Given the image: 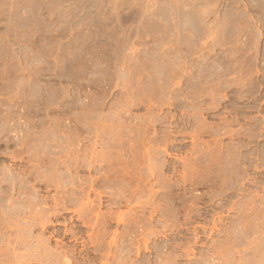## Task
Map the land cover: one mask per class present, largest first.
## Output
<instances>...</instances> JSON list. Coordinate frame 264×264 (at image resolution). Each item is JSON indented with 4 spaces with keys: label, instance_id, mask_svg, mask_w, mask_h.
Segmentation results:
<instances>
[{
    "label": "rangeland",
    "instance_id": "374dc122",
    "mask_svg": "<svg viewBox=\"0 0 264 264\" xmlns=\"http://www.w3.org/2000/svg\"><path fill=\"white\" fill-rule=\"evenodd\" d=\"M0 264H264V0H0Z\"/></svg>",
    "mask_w": 264,
    "mask_h": 264
}]
</instances>
